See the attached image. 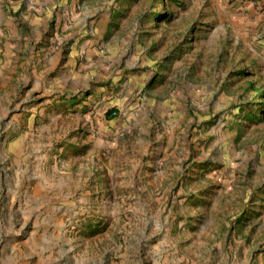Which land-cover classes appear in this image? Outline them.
<instances>
[{"label": "rangeland", "instance_id": "374dc122", "mask_svg": "<svg viewBox=\"0 0 264 264\" xmlns=\"http://www.w3.org/2000/svg\"><path fill=\"white\" fill-rule=\"evenodd\" d=\"M0 264H264V0H0Z\"/></svg>", "mask_w": 264, "mask_h": 264}]
</instances>
